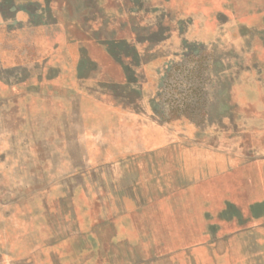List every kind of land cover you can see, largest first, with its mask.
<instances>
[{
  "label": "rangeland",
  "instance_id": "374dc122",
  "mask_svg": "<svg viewBox=\"0 0 264 264\" xmlns=\"http://www.w3.org/2000/svg\"><path fill=\"white\" fill-rule=\"evenodd\" d=\"M263 47L264 0H0V264H222L151 148L242 127Z\"/></svg>",
  "mask_w": 264,
  "mask_h": 264
},
{
  "label": "crops",
  "instance_id": "0c3cea01",
  "mask_svg": "<svg viewBox=\"0 0 264 264\" xmlns=\"http://www.w3.org/2000/svg\"><path fill=\"white\" fill-rule=\"evenodd\" d=\"M260 85L264 96V77H247L242 84L231 85V97L243 105L240 98L256 96ZM142 86L138 79L137 97H145ZM249 99L242 127L215 130L212 140L168 142L151 148V155L159 151L171 155L160 162L187 182L182 190L212 186L214 200L198 207L197 228L205 231V244L220 249L215 260L222 264H264V104L259 108L257 97ZM190 213L188 209L187 216Z\"/></svg>",
  "mask_w": 264,
  "mask_h": 264
}]
</instances>
